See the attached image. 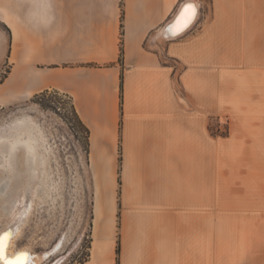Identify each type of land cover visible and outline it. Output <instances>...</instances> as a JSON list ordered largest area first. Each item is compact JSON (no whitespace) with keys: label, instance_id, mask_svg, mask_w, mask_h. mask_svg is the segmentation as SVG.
Wrapping results in <instances>:
<instances>
[{"label":"crops","instance_id":"0c3cea01","mask_svg":"<svg viewBox=\"0 0 264 264\" xmlns=\"http://www.w3.org/2000/svg\"><path fill=\"white\" fill-rule=\"evenodd\" d=\"M6 63L0 106L56 89L90 130L79 264H264V0H0Z\"/></svg>","mask_w":264,"mask_h":264},{"label":"rangeland","instance_id":"374dc122","mask_svg":"<svg viewBox=\"0 0 264 264\" xmlns=\"http://www.w3.org/2000/svg\"><path fill=\"white\" fill-rule=\"evenodd\" d=\"M11 64L0 68V82ZM73 98L56 89L34 95L28 100L0 106V128L16 118L32 116L48 136L47 154L51 196L39 185L31 218L23 228L19 244L35 252L53 251L47 264H79L90 251L93 226L94 182L89 168V138L75 113ZM228 118L215 116L211 129L216 136L227 135ZM63 240L64 245L57 250ZM67 257V259H65Z\"/></svg>","mask_w":264,"mask_h":264},{"label":"bare ground","instance_id":"6f19581e","mask_svg":"<svg viewBox=\"0 0 264 264\" xmlns=\"http://www.w3.org/2000/svg\"><path fill=\"white\" fill-rule=\"evenodd\" d=\"M198 11L197 6L195 20L184 31L173 35L169 30L175 26L178 16L168 23L163 33L167 37L181 36L195 23ZM47 140L46 131L32 116L18 117L0 128V231L7 229L13 232L7 254L12 257L17 252H27L31 257L30 264H47L46 260L53 254V251L38 253L31 246L19 244L23 228L39 203L35 201L36 197H40L39 185L43 184L46 188L49 180L50 157L46 152ZM89 168L91 173L93 169L98 171V165L94 160L92 163L89 162ZM44 195L51 196L50 188H46ZM63 245L64 241L61 240L56 247L57 250Z\"/></svg>","mask_w":264,"mask_h":264},{"label":"snow or ice","instance_id":"6c2138e0","mask_svg":"<svg viewBox=\"0 0 264 264\" xmlns=\"http://www.w3.org/2000/svg\"><path fill=\"white\" fill-rule=\"evenodd\" d=\"M196 15V4L192 2L186 3L179 14V18L175 26L169 30L173 35L179 34L193 23ZM12 239V231L7 229L0 231V262H2V264H30L31 257L27 252H17L12 257L7 254V249L11 246Z\"/></svg>","mask_w":264,"mask_h":264},{"label":"trees","instance_id":"16d2710c","mask_svg":"<svg viewBox=\"0 0 264 264\" xmlns=\"http://www.w3.org/2000/svg\"><path fill=\"white\" fill-rule=\"evenodd\" d=\"M49 90H45V91H43V92H40V93H38V94H36V95H39V94H41V93H45V92H48ZM75 108V113L77 114V116L79 117V120H80V122L82 123V125L85 127V129H86V131H87V133H88V138H89V136H90V130H89V128L83 123V121L81 120V118H80V116H79V114H78V112H77V109H76V107H74ZM117 253L119 254L120 253V244H118V247H117Z\"/></svg>","mask_w":264,"mask_h":264},{"label":"water","instance_id":"95a60500","mask_svg":"<svg viewBox=\"0 0 264 264\" xmlns=\"http://www.w3.org/2000/svg\"><path fill=\"white\" fill-rule=\"evenodd\" d=\"M188 2H191V1H185L182 5H181V7H180V9L178 10V12H177V15L175 16V18H173L172 19V21H174L175 19H176V17H178L179 16V14H180V12H181V10H182V8L184 7V5L186 4V3H188Z\"/></svg>","mask_w":264,"mask_h":264}]
</instances>
